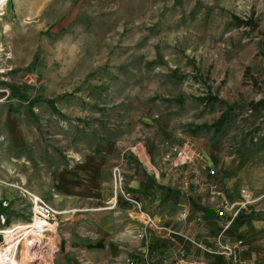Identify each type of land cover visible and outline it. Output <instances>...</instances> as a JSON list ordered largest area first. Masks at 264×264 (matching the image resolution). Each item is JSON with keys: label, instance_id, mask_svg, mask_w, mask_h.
<instances>
[{"label": "rangeland", "instance_id": "374dc122", "mask_svg": "<svg viewBox=\"0 0 264 264\" xmlns=\"http://www.w3.org/2000/svg\"><path fill=\"white\" fill-rule=\"evenodd\" d=\"M195 139L226 159L206 167L208 187L196 184ZM116 167L126 189L134 176L164 181L190 204L202 189L196 206L230 227L231 239L217 236L240 264H264V0H0V231L35 221L33 197L50 209L17 258L161 261L156 249L119 258L105 250L113 237L84 246L98 222L133 208L113 204ZM23 233L0 235V251ZM217 236L192 245L233 264Z\"/></svg>", "mask_w": 264, "mask_h": 264}, {"label": "crops", "instance_id": "0c3cea01", "mask_svg": "<svg viewBox=\"0 0 264 264\" xmlns=\"http://www.w3.org/2000/svg\"><path fill=\"white\" fill-rule=\"evenodd\" d=\"M196 150L204 155V159L198 162L195 176L196 184L201 182V186H207L212 182V177L208 176L206 169L210 166L219 165L221 158L212 155V151L208 146H204L203 142L195 139ZM210 152V155H208ZM230 158V157H228ZM227 158V159H228ZM225 160L220 162L223 169L225 168ZM207 167V168H206ZM167 182H160L159 187H149L143 178L136 176L131 177L127 181V189L136 195L135 198L139 200L143 206V210L148 212L152 218L157 222L163 230L148 231L146 244L143 240H138L136 234L143 228L144 221L136 220L142 216L134 211L132 212L126 207L124 210H117L109 221L98 222L96 229V236L93 242L85 243L84 246L91 250L92 248L104 247L105 241L108 242L107 252L111 254H118L119 258L130 255L132 252H137L140 255H145L149 249H156L161 252L162 260L156 264H179V259H182L177 253L178 250L184 255V264H224V260L218 256H206L194 243L203 246H212L215 243V238L220 231H224V235L229 239L233 232H230V227L223 228L221 221L213 215L212 212H206L196 206L198 203L202 204L204 199L202 189L194 191L195 200L192 204L188 201L186 193L183 190L173 191V188L167 187ZM208 187V186H207ZM96 192V189H94ZM196 190V189H195ZM148 192V193H147ZM151 192V198L150 196ZM147 193V194H146ZM104 196H100L102 199ZM195 205V207H194ZM200 209V210H199ZM144 211V212H145ZM185 212V220L181 215ZM132 214L136 215V219H130ZM134 218V216H132ZM136 220V221H135ZM254 230L259 229L260 226H253ZM129 228V232L121 234L120 229ZM240 234V228L237 230ZM128 234V235H127ZM225 237V238H226ZM231 239V238H230ZM121 240V241H120ZM124 240V241H122ZM120 241V242H119ZM86 251V250H85ZM204 254V255H203ZM194 261V262H193ZM103 264V263H102ZM256 264V262H253Z\"/></svg>", "mask_w": 264, "mask_h": 264}, {"label": "built area", "instance_id": "2783aa9c", "mask_svg": "<svg viewBox=\"0 0 264 264\" xmlns=\"http://www.w3.org/2000/svg\"><path fill=\"white\" fill-rule=\"evenodd\" d=\"M113 189H112V200L113 204H116L118 199H121L123 202H126L133 206L135 211L140 214L145 223L143 224V228L140 232L137 233V238L142 239L144 237L145 229L153 228L155 230H162V228L158 227L151 217L142 211V206L138 200H136L126 189L125 184L123 182L122 172L120 171L119 167L114 168L113 170ZM213 172H211L212 174ZM38 200V201H37ZM36 205L38 208H36ZM33 209L35 212V216H39L43 219H48V214L50 210L46 205L37 197H33ZM200 247V246H199ZM202 248V247H200ZM216 248L218 250V254L224 256L227 260L231 261L233 264H240V260L236 254V246L230 245L227 243H223L221 241V234L217 236L216 239ZM124 264H133L131 262L124 263Z\"/></svg>", "mask_w": 264, "mask_h": 264}, {"label": "bare ground", "instance_id": "6f19581e", "mask_svg": "<svg viewBox=\"0 0 264 264\" xmlns=\"http://www.w3.org/2000/svg\"><path fill=\"white\" fill-rule=\"evenodd\" d=\"M4 1H7V0H4ZM36 208H38L37 205H36ZM41 225H42V222L40 221L38 217H36L35 221L31 224L22 225V226H19L11 230L0 231V235H3V236L9 235L10 238H12L13 236H17L22 231H24L21 237L16 238V240H14L13 242L10 241L11 243H8L4 247V249L0 251V264H26L28 260V257H27L28 255L24 253L28 251L24 252L23 254L21 253L22 254L21 259L17 258V254L19 253L21 246L26 248L27 246L30 245L31 241L34 239L33 237L36 236L35 230L41 228L40 227Z\"/></svg>", "mask_w": 264, "mask_h": 264}, {"label": "trees", "instance_id": "16d2710c", "mask_svg": "<svg viewBox=\"0 0 264 264\" xmlns=\"http://www.w3.org/2000/svg\"><path fill=\"white\" fill-rule=\"evenodd\" d=\"M223 122V117H221L218 121H217V125H221Z\"/></svg>", "mask_w": 264, "mask_h": 264}]
</instances>
